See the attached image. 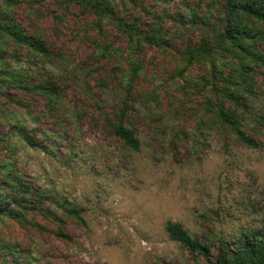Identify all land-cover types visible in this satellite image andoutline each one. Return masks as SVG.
Masks as SVG:
<instances>
[{
    "label": "rangeland",
    "instance_id": "1",
    "mask_svg": "<svg viewBox=\"0 0 264 264\" xmlns=\"http://www.w3.org/2000/svg\"><path fill=\"white\" fill-rule=\"evenodd\" d=\"M22 1L10 15L51 56L17 48L8 62L50 89L0 95V262L207 264L169 236V221L192 236L217 235L214 248L261 227L264 67L251 70L254 92L238 108L257 143L248 147L213 123L223 77L240 74L239 58L218 48L187 55L204 39L216 45L224 0H112L123 22L145 35L158 29L161 45L133 42L79 4ZM251 23L264 54V23ZM121 121L139 150L114 133ZM20 180L31 185L28 197L11 188Z\"/></svg>",
    "mask_w": 264,
    "mask_h": 264
},
{
    "label": "trees",
    "instance_id": "2",
    "mask_svg": "<svg viewBox=\"0 0 264 264\" xmlns=\"http://www.w3.org/2000/svg\"><path fill=\"white\" fill-rule=\"evenodd\" d=\"M69 3L79 4L86 10L94 12L101 19H107L110 24L116 26L125 33H130V39L154 44H163L164 39L158 29H153V35L143 34L138 27L131 22H123L116 13L115 3L112 0H66ZM137 3L138 0H129ZM22 0H0L4 9H0V95L5 88H26L32 91L40 89L49 90V85H37L33 83L22 70H17L8 62L11 56L17 53V48H27L39 57L49 59L51 51L46 41L41 36L30 34L25 26L19 22L16 16L10 15V9H15ZM226 8V25L224 32L216 45H211L203 40L200 47L187 51V55L194 59H200L209 55L216 48L224 54H231L239 58L240 74L224 76L220 93L224 98L220 107L215 111L214 124H218L225 132L236 135L237 140L245 146L256 147L257 143L248 134L244 126V119L238 114V108L242 105L241 99L246 98L252 92L256 83L251 76V70L256 67H264V54L259 48L262 31L259 25L251 23V19L264 23V0H224ZM258 24V23H257ZM140 34V35H138ZM11 50V53H9ZM226 100L232 101V107H226ZM114 133L124 144L134 150L140 149V141L135 137L134 131L120 123H112ZM20 135L31 146L35 142L29 133L23 129ZM4 182V181H2ZM30 184L22 180L16 186H12L17 194L23 193L24 197L31 194ZM16 202L15 197H11ZM5 213V210H0ZM75 216L77 212L72 210ZM169 236L180 242L193 257H204L207 264H264V220L259 229L245 231L233 240L219 238V245L214 248V239L217 235L192 236L185 230L180 222L169 221L166 225ZM0 264H6L0 262ZM21 264V263H15ZM33 264V263H27Z\"/></svg>",
    "mask_w": 264,
    "mask_h": 264
}]
</instances>
